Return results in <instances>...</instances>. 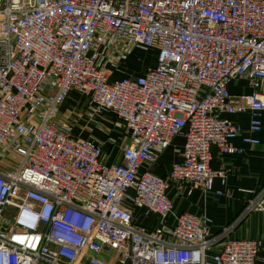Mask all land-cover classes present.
<instances>
[{
	"label": "built area",
	"instance_id": "1",
	"mask_svg": "<svg viewBox=\"0 0 264 264\" xmlns=\"http://www.w3.org/2000/svg\"><path fill=\"white\" fill-rule=\"evenodd\" d=\"M131 47L154 50V65L110 80ZM230 79L251 91L232 97ZM262 81L264 0H0V264H253L257 239L215 243L205 218L172 214L165 190L231 195L212 152L257 143L242 133L259 130ZM69 91L122 126L114 163L69 135ZM231 113H248L245 130ZM176 136L179 159L149 171Z\"/></svg>",
	"mask_w": 264,
	"mask_h": 264
},
{
	"label": "crops",
	"instance_id": "2",
	"mask_svg": "<svg viewBox=\"0 0 264 264\" xmlns=\"http://www.w3.org/2000/svg\"><path fill=\"white\" fill-rule=\"evenodd\" d=\"M129 55L130 52L123 60L118 61L115 69L122 64L125 72L129 67H134L135 74L142 72L144 68L141 64L131 63ZM118 74L116 75L119 76ZM111 76L112 73L109 77ZM227 89L234 98L251 91L247 81L243 79H230ZM263 89L264 81L257 90ZM59 112L58 117L69 126V135L79 139L90 138L99 146L101 150L99 158L102 163L110 165L119 158L120 145L127 140V136L110 111L101 110L94 115L89 114L87 101L75 91H69L59 107ZM225 116L237 122L242 130L246 129L248 113H231ZM258 118L260 121L258 131L242 133L255 138L256 144L243 143L240 136H235L229 143L240 147V152L219 154L215 149L212 152L210 161L212 169L223 167L227 171L224 180L226 187L231 191L229 197L214 196L211 192H203L197 188L189 192L186 188L177 191L173 182H168L165 195L171 201L172 214L185 211L205 218L210 235L216 237L215 243H220L223 239H257L260 247L252 263L264 264V210H246L249 201L264 198V111L259 112ZM182 141V136L173 137L158 154L155 163L149 166V171L165 176L170 164L179 159ZM168 149L171 151L168 152ZM216 188H220V184L214 179L213 189ZM132 216L146 227L156 224L154 216L144 217L139 209L134 208ZM171 219L172 216L167 218L166 225ZM111 264L117 263L111 261Z\"/></svg>",
	"mask_w": 264,
	"mask_h": 264
},
{
	"label": "rangeland",
	"instance_id": "3",
	"mask_svg": "<svg viewBox=\"0 0 264 264\" xmlns=\"http://www.w3.org/2000/svg\"><path fill=\"white\" fill-rule=\"evenodd\" d=\"M130 55H129V61H131V63L133 62H138L141 64V66L145 69L148 67H152L154 65V60H155V55L156 52L154 50H150L147 49L145 51L139 50L136 47H131L130 48ZM119 68H114L112 70V76L110 77V80H116L119 79L122 76H128L129 74H135L136 70L134 69V67H129L126 69V72L124 71V67H122L119 65ZM121 69V70H119ZM117 72H120L119 74ZM116 74H118L119 76H117ZM60 113V112H59ZM171 149H168V152H170ZM108 254H111V250L110 251H106L104 253V255L107 257Z\"/></svg>",
	"mask_w": 264,
	"mask_h": 264
}]
</instances>
